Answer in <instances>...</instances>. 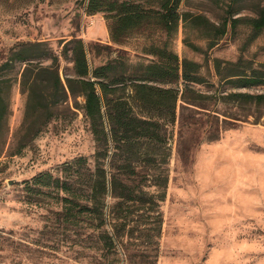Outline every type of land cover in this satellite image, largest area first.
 <instances>
[{
	"label": "rangeland",
	"instance_id": "1",
	"mask_svg": "<svg viewBox=\"0 0 264 264\" xmlns=\"http://www.w3.org/2000/svg\"><path fill=\"white\" fill-rule=\"evenodd\" d=\"M85 1L0 0V64L19 44L45 42L61 55L62 42L73 38L100 46L88 51L93 68L117 57V49L126 51L128 65L158 60L144 50L151 44L162 47L167 40L165 33L154 27L150 36L133 37L118 47L111 42L105 14L88 16ZM262 9L264 0H183L182 13L205 17L216 26L227 21V33L213 45L204 35L211 30L181 23L178 33L168 41V50L180 61L202 65L205 82L192 88L208 97L199 100L209 106L206 113L218 116L221 122L229 119L237 124L223 130L214 142L205 136L193 140V130L180 139L179 117L183 112L189 123L194 114L182 111L186 104L179 97L178 121L167 138L171 148L169 185L166 200L160 205L163 226L157 264H264V107L255 113L248 106H239L246 103L226 99L233 93L264 94V86L240 88L227 78L230 63L238 64V72L264 65V31L254 38L246 22L231 28V19L256 18ZM216 61L220 62L219 71ZM22 68L17 65L11 76L15 83L10 140L0 159V264H95L97 255L90 248L91 241L86 250L78 246L81 239L90 240L92 232L86 227L79 233L70 218L54 215L65 194L44 189L31 192L25 184L40 174L56 175L63 165L80 157L92 162L96 143L90 122L70 99L65 107L70 106L74 113L64 110L30 147L10 156L26 107L20 88ZM70 69L71 65L61 59V74L70 73ZM155 85L184 89L182 81ZM196 95L189 93L188 98L198 101ZM77 101L82 107L83 100ZM198 119L200 123L207 121L204 115ZM108 201L110 205L111 199ZM144 251L142 241L133 239L121 250L120 264H146L141 259Z\"/></svg>",
	"mask_w": 264,
	"mask_h": 264
},
{
	"label": "trees",
	"instance_id": "2",
	"mask_svg": "<svg viewBox=\"0 0 264 264\" xmlns=\"http://www.w3.org/2000/svg\"><path fill=\"white\" fill-rule=\"evenodd\" d=\"M182 3L183 0H86L83 4L88 16L105 14L111 42L118 47L133 37L150 36L154 27L165 33L167 40L162 47L151 44L144 50L146 55L158 59L147 65H128L126 51L117 49V57L93 68L88 51L99 45L88 46L78 38L62 42L61 55L45 42L19 44L0 64V159L10 140L15 83L11 76L17 65L23 67L20 88L26 107L23 123L9 149L10 156L30 147L63 112H73L70 106L65 107L70 99L90 122L96 143L92 162L80 157L63 165L56 175L40 174L25 184L31 192L44 189L65 194L54 215L70 218L79 233L86 227L92 232L90 240L81 239L83 233L78 235L82 240L78 246L86 250L91 241L90 248L97 255L95 264H120L121 250L133 239H140L145 246L142 262L157 264L163 226L160 205L166 200L169 185L171 148L167 138L169 129L178 121L179 97L186 104L182 111L194 114L189 123L183 112L179 117L180 139L193 130V140L205 136L214 142L223 130L237 124L229 119L221 122L218 116L206 113L209 106L199 100L208 97L192 88L205 82L202 65L188 59L180 61L176 53L168 50V41L178 33L181 23L187 26L191 22L211 30L204 35L213 45L226 35L228 23L216 26L205 17L182 13ZM243 22L252 28L256 38L264 31V9L256 18L231 19V28L234 30ZM192 48L200 50L193 45ZM61 59L71 65L70 73L61 74ZM45 61L50 64L45 65ZM219 63L216 61L218 71ZM237 65L229 64L230 84L240 88L264 86V65L249 72L235 71ZM178 81L183 82L182 91L155 85ZM189 93L197 94L198 101H190ZM79 98L83 100L82 107ZM226 99L246 103L239 106H248L255 113L264 107V94L233 93ZM203 115L206 123L198 119ZM108 199L112 201L110 205Z\"/></svg>",
	"mask_w": 264,
	"mask_h": 264
}]
</instances>
